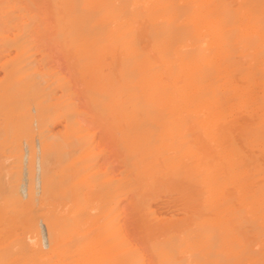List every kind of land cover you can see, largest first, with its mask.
I'll return each mask as SVG.
<instances>
[{"label": "bare ground", "instance_id": "1", "mask_svg": "<svg viewBox=\"0 0 264 264\" xmlns=\"http://www.w3.org/2000/svg\"><path fill=\"white\" fill-rule=\"evenodd\" d=\"M0 69V264H264V0H0Z\"/></svg>", "mask_w": 264, "mask_h": 264}, {"label": "rangeland", "instance_id": "2", "mask_svg": "<svg viewBox=\"0 0 264 264\" xmlns=\"http://www.w3.org/2000/svg\"><path fill=\"white\" fill-rule=\"evenodd\" d=\"M1 70V69H0ZM1 73H2V71L0 72V75H1ZM58 126H61L59 123L58 124H56V125H53L52 126V128H53V130H57L58 129Z\"/></svg>", "mask_w": 264, "mask_h": 264}]
</instances>
